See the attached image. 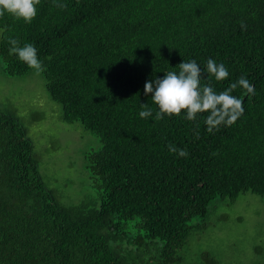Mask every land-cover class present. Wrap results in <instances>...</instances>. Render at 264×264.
<instances>
[{"label": "trees", "instance_id": "1", "mask_svg": "<svg viewBox=\"0 0 264 264\" xmlns=\"http://www.w3.org/2000/svg\"><path fill=\"white\" fill-rule=\"evenodd\" d=\"M59 2L67 7L40 0L30 24L0 17V63L26 76L33 69L9 54L8 39L35 46L62 121L100 140L83 154L96 196L64 204L27 128L0 105V264H238L196 244L215 227L217 200L264 201V0ZM209 58L229 72L212 80L217 92L241 76L254 86L232 93L243 115L212 133L207 113L157 121L145 82ZM142 103L151 117L140 118Z\"/></svg>", "mask_w": 264, "mask_h": 264}, {"label": "rangeland", "instance_id": "2", "mask_svg": "<svg viewBox=\"0 0 264 264\" xmlns=\"http://www.w3.org/2000/svg\"><path fill=\"white\" fill-rule=\"evenodd\" d=\"M0 105L27 128L42 175L64 204L89 202L96 196L84 170L83 154L98 150L100 140L80 123L62 121V105L52 99L41 72L9 76L0 63ZM214 204L217 213L211 223L215 227L196 247L214 248L225 263L233 259L238 264H264L263 199L248 192L234 202L217 200Z\"/></svg>", "mask_w": 264, "mask_h": 264}, {"label": "clouds", "instance_id": "3", "mask_svg": "<svg viewBox=\"0 0 264 264\" xmlns=\"http://www.w3.org/2000/svg\"><path fill=\"white\" fill-rule=\"evenodd\" d=\"M53 3L61 9L67 7L66 3H60L59 0H53ZM39 4L40 0H0V17L8 14L16 20L30 24L37 15ZM241 28H246L243 22ZM8 43L11 45L9 54L15 55L37 73L44 70L33 44L21 46L17 39L11 37ZM176 68L177 71L165 72L162 78L154 77L144 84V95H150L152 103L157 108L155 111L157 121L165 116H180L182 113L185 119L195 121L199 114L207 113L204 124L206 130L212 133L219 130L220 126L233 125L243 115V101L232 95L234 90L240 88L250 95L255 94L254 86L244 76L239 77L223 91L217 92L212 80L222 82L229 77V72L223 63H217L211 58L206 61L203 69L196 60H183ZM205 77L207 82L202 83ZM140 107L142 109L139 112L140 118L146 119L153 115L148 103H142ZM167 147L171 153H176L180 157L188 155L185 149H179L171 143Z\"/></svg>", "mask_w": 264, "mask_h": 264}]
</instances>
